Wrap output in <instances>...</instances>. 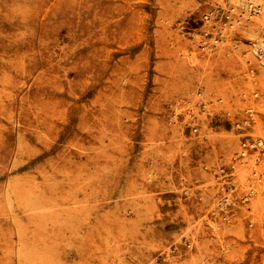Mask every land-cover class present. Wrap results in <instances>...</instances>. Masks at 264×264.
Here are the masks:
<instances>
[{
    "label": "rangeland",
    "instance_id": "obj_1",
    "mask_svg": "<svg viewBox=\"0 0 264 264\" xmlns=\"http://www.w3.org/2000/svg\"><path fill=\"white\" fill-rule=\"evenodd\" d=\"M0 264H264V0H0Z\"/></svg>",
    "mask_w": 264,
    "mask_h": 264
},
{
    "label": "bare ground",
    "instance_id": "obj_2",
    "mask_svg": "<svg viewBox=\"0 0 264 264\" xmlns=\"http://www.w3.org/2000/svg\"><path fill=\"white\" fill-rule=\"evenodd\" d=\"M261 3V2H260ZM262 4V3H261ZM255 5V4H254ZM24 20V19H23ZM26 29V28H25ZM110 139V138H109ZM73 146V145H72Z\"/></svg>",
    "mask_w": 264,
    "mask_h": 264
}]
</instances>
